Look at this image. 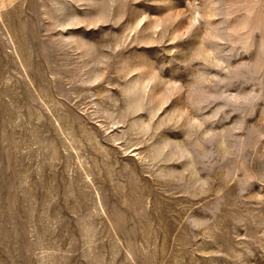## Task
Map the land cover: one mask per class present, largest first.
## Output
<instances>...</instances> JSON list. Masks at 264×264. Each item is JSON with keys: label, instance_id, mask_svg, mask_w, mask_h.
<instances>
[{"label": "rangeland", "instance_id": "1", "mask_svg": "<svg viewBox=\"0 0 264 264\" xmlns=\"http://www.w3.org/2000/svg\"><path fill=\"white\" fill-rule=\"evenodd\" d=\"M0 264H264V0H0Z\"/></svg>", "mask_w": 264, "mask_h": 264}]
</instances>
